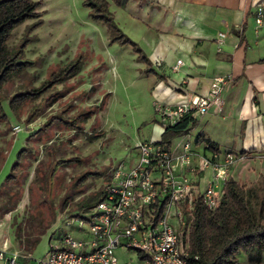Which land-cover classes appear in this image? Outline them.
<instances>
[{"label":"rangeland","instance_id":"rangeland-1","mask_svg":"<svg viewBox=\"0 0 264 264\" xmlns=\"http://www.w3.org/2000/svg\"><path fill=\"white\" fill-rule=\"evenodd\" d=\"M40 1L41 23L31 28L34 19H27L7 40L9 49L22 45V60L32 64L0 90L6 116L0 122V145L6 147L5 154L0 147L1 179L14 175L9 185L19 193L13 198L21 203L22 249L31 258L17 264L41 258L61 230L82 235L63 225L64 217L89 213L84 208L98 201L113 169L135 161L136 142L148 139L152 124L161 119L149 97L150 79L130 45L111 42L106 26L91 18L83 0ZM75 59L80 64L76 76L54 83L17 113L10 109L12 94L39 86ZM191 128L172 137V144L187 138L192 143L196 127ZM187 234L186 229L188 247ZM114 252L118 264H141L133 250L117 247ZM238 255V264L247 260L246 252Z\"/></svg>","mask_w":264,"mask_h":264},{"label":"crops","instance_id":"crops-1","mask_svg":"<svg viewBox=\"0 0 264 264\" xmlns=\"http://www.w3.org/2000/svg\"><path fill=\"white\" fill-rule=\"evenodd\" d=\"M107 1L114 22L148 59V63L140 61L134 52L138 66L144 73L147 68L156 73H145L153 101L175 105L188 94H207L213 77L225 78L220 91L222 106L212 105L196 119L191 128L196 127L192 147L208 155L211 150L203 140L209 139L217 144L220 157L225 152L236 155L241 149L252 150L238 156L239 160L236 156L227 179L243 185L254 215L264 222V28L257 27L253 17L256 4L264 0ZM218 32L225 34L219 50ZM177 60H181L178 65ZM151 129L144 141L160 139V121ZM4 145L2 142L0 147ZM5 152L6 147L2 154ZM2 158L0 155V162ZM11 180H2L0 171V252L5 257L17 254L16 264L29 263L30 255L22 249L21 203L13 198L19 193L12 192ZM242 264H249L248 259Z\"/></svg>","mask_w":264,"mask_h":264},{"label":"built area","instance_id":"built-area-1","mask_svg":"<svg viewBox=\"0 0 264 264\" xmlns=\"http://www.w3.org/2000/svg\"><path fill=\"white\" fill-rule=\"evenodd\" d=\"M253 17L255 25L264 28V2L256 4ZM224 37V32L217 33L218 50ZM224 83V77L215 76L207 94H188L175 105L154 101L162 127L185 117L197 119L212 105L221 107ZM134 148L135 161L113 169L89 213L64 217L63 225L82 235L73 237L61 230L32 264H118L117 247L135 251L141 264H199L198 256L189 254L183 236L192 218L193 201L199 198L209 210L217 207L235 154L225 152L220 157L211 151L205 155L195 151L188 139L168 146L137 141ZM0 257L3 264H16L17 254L5 257L0 252Z\"/></svg>","mask_w":264,"mask_h":264},{"label":"trees","instance_id":"trees-1","mask_svg":"<svg viewBox=\"0 0 264 264\" xmlns=\"http://www.w3.org/2000/svg\"><path fill=\"white\" fill-rule=\"evenodd\" d=\"M113 1L116 4L121 3V0ZM83 3L90 7L91 18L106 26L111 42L130 45L137 53L138 60L148 63L137 43L124 34L114 22L107 0H83ZM40 6V0H0V90L7 80L21 74L27 65L32 64L22 60V45L19 49L12 50L8 48L7 40L12 29L23 21L34 19L31 28L41 23L42 11H38ZM79 70V59H75L74 63L52 72L39 86L15 92L8 98L10 109L17 113L25 102L37 99L54 83L73 78ZM151 72L155 73L154 69L145 70V73ZM56 117L52 116L51 120ZM5 119L0 102V122ZM195 123L196 118L185 117L174 125L163 127L158 142L168 146L172 137L187 133ZM196 141H200L199 136ZM203 141L207 149L219 152L215 142L209 139ZM250 152L251 149H241L236 156L249 155ZM18 165L19 162H14L11 169L14 171ZM13 177V173H10L5 177V181H10ZM187 231L188 252L191 256H198L199 264H237L240 251L247 253L249 264H259L263 261L264 222L254 215L243 185L232 179L225 181L220 201L214 210L206 208L199 198L193 201L192 218ZM185 234L186 232L183 234L184 239Z\"/></svg>","mask_w":264,"mask_h":264}]
</instances>
